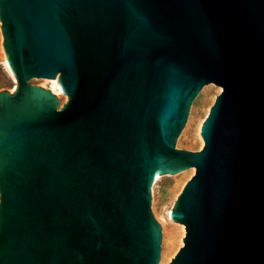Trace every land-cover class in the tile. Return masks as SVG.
<instances>
[{
    "label": "water",
    "instance_id": "water-1",
    "mask_svg": "<svg viewBox=\"0 0 264 264\" xmlns=\"http://www.w3.org/2000/svg\"><path fill=\"white\" fill-rule=\"evenodd\" d=\"M0 264H160L156 174L195 168L168 264H264V0H0ZM59 108L34 78L56 79ZM204 147H177L205 85Z\"/></svg>",
    "mask_w": 264,
    "mask_h": 264
},
{
    "label": "rangeland",
    "instance_id": "rangeland-1",
    "mask_svg": "<svg viewBox=\"0 0 264 264\" xmlns=\"http://www.w3.org/2000/svg\"><path fill=\"white\" fill-rule=\"evenodd\" d=\"M1 24L0 21V91L6 89L11 92L17 85V82L10 73L5 62L7 56L3 45L4 37ZM48 80L50 79L34 78L30 82L34 85L49 89L48 86H51L52 83ZM222 90L223 88L221 86L214 83H210L203 87L190 108L187 123L177 140L178 148L199 151L204 147V145L202 146V140L204 141V139L201 135L200 125L204 122L210 108ZM57 97L59 108L69 99L66 94L61 96L57 95ZM194 174L192 168L173 174H163L152 186V211L156 219L162 225L163 232L160 264L170 263L179 249L184 245L183 238L186 236V226L169 218V211L172 210L178 196Z\"/></svg>",
    "mask_w": 264,
    "mask_h": 264
},
{
    "label": "bare ground",
    "instance_id": "bare-ground-1",
    "mask_svg": "<svg viewBox=\"0 0 264 264\" xmlns=\"http://www.w3.org/2000/svg\"><path fill=\"white\" fill-rule=\"evenodd\" d=\"M5 62H6V65H7L8 69H9L10 73L13 75L14 79H15L16 82L18 83V81H17V77H16V75H15L13 69L11 68L10 63H9L7 57L5 58ZM48 81H49L50 83H52V85H51V86H48V87H49V89H50L54 94H56V95H58V96L65 95V93L63 92V89H62V87H61V84H60V82H59V77H57L56 79H50V80H48ZM16 88H17V85L15 86V88L13 89V91H14ZM208 114H209V113H208ZM208 114H207V116H208ZM205 119H206V118H205ZM204 121H205V120H204ZM202 125H203V123H201V125H200V130L202 129V128H201ZM203 145H204V141L202 140V146H203ZM192 171H193V173H195V168H194V167L192 168ZM162 175H163V174H156L155 181L159 180V179L162 177ZM173 209H174V207H172V210L169 211V218H172V219H173V217H172ZM182 243H183V242H182ZM182 245H183V244H182Z\"/></svg>",
    "mask_w": 264,
    "mask_h": 264
}]
</instances>
